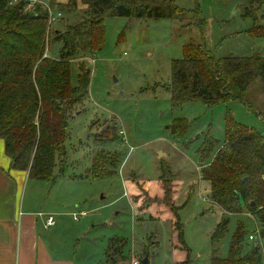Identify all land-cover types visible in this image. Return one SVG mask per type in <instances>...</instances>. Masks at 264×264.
<instances>
[{
	"label": "rangeland",
	"instance_id": "1",
	"mask_svg": "<svg viewBox=\"0 0 264 264\" xmlns=\"http://www.w3.org/2000/svg\"><path fill=\"white\" fill-rule=\"evenodd\" d=\"M18 1L14 0V4ZM27 1L30 9L37 3L45 7L51 2ZM175 2L184 12L171 19L107 18L102 50L79 53L73 58V83L79 73L91 77L87 97L68 110V138L57 160L54 181L31 180L26 184L28 194L29 188L40 186L42 208L65 212L60 215V244L65 243L67 248L60 249L76 247L78 253L74 257L83 264H105L104 253L114 237L121 241L113 245L116 257L110 253L109 264L120 260L123 254L127 259L121 262L126 264L146 256L149 264H176L171 254L170 224L151 218L144 206L149 194L141 190L145 180L157 182L161 163L171 173L165 177L171 176L179 185L173 200L184 225L191 264H210L214 248L216 254L227 256L239 222L244 223L249 234L259 229L252 215L234 214L225 237L213 246L211 234L221 215L210 203L209 185L200 174L215 154L212 152L203 164L200 151L207 136L222 144L228 116L263 136L264 120L241 102L210 106L197 101L173 106L166 89L171 82L173 61L184 57L186 44L205 41L218 58L264 55V37L247 33L255 22L246 15L248 7L256 22L264 24V2ZM66 3L68 0L54 2L53 13L61 15L47 35L46 55L51 58L59 56L62 46L54 37L81 22L87 10L81 1L77 9L59 10ZM197 7L206 20L203 28L195 17ZM248 99L256 112H264L260 83L250 89ZM176 123L179 128L185 124V129L176 128ZM99 136L113 140L103 146L104 150L120 155L122 163L116 176L95 178L91 174L94 156L101 151L94 144ZM158 193L161 195V191ZM83 211L87 215L79 214V219L74 220L72 213Z\"/></svg>",
	"mask_w": 264,
	"mask_h": 264
},
{
	"label": "trees",
	"instance_id": "2",
	"mask_svg": "<svg viewBox=\"0 0 264 264\" xmlns=\"http://www.w3.org/2000/svg\"><path fill=\"white\" fill-rule=\"evenodd\" d=\"M79 1L87 6L85 17L63 33L58 32L54 40L60 41L62 46L59 56L51 58L46 56V45L51 26L49 13L55 12V0L45 7L37 3L31 9L27 0L15 4L14 0H0V140L4 141L5 153L11 158L10 169L28 171L32 181H54L57 160L68 138V110L87 97L91 80L89 74L83 72L77 75L74 84L71 62L79 53L102 50L106 19H171L184 12L175 0H68L59 10L77 9ZM194 13L203 28L206 20L199 7ZM246 15L255 22L247 33L256 38L264 37V24L256 22L248 7ZM257 83L264 94V55L218 58L204 41L184 46V57L173 61L171 82L166 90L171 94L173 106L197 101L210 106L241 102L264 120V112H256L248 99L250 89ZM175 125L179 128V123ZM180 127L185 129V124ZM112 141L102 136L94 141L98 150L101 149L92 161L91 174L95 178L118 173L122 163L120 155L103 147ZM200 152L203 164L212 152L215 154L200 174L209 185L210 203L221 215L211 234L213 246L225 237L234 214L252 215L260 237L258 241L250 240L252 233L239 222L227 256L216 254L217 248H214L210 264H264V136L228 116L222 144L207 136ZM169 174L170 170L161 163L156 183L139 182L144 184L141 190L149 194L144 206L151 218L169 222L174 262L191 264L184 225L173 200L179 185L171 176L165 177ZM150 193L154 198H150ZM118 240V237L110 240L108 258L110 253L116 257L117 251L112 252V249ZM246 240L254 243L247 244ZM120 258L113 264L127 259L124 254ZM139 260L142 262L143 258Z\"/></svg>",
	"mask_w": 264,
	"mask_h": 264
},
{
	"label": "crops",
	"instance_id": "3",
	"mask_svg": "<svg viewBox=\"0 0 264 264\" xmlns=\"http://www.w3.org/2000/svg\"><path fill=\"white\" fill-rule=\"evenodd\" d=\"M10 165L11 158L0 140V264H83L74 257L76 247L60 249L67 248L65 243L60 244V215L65 212L42 208L40 186H31L28 194V172L11 170ZM49 215L56 223L46 228ZM108 247L105 264H109ZM92 252L91 249L90 255Z\"/></svg>",
	"mask_w": 264,
	"mask_h": 264
},
{
	"label": "built area",
	"instance_id": "4",
	"mask_svg": "<svg viewBox=\"0 0 264 264\" xmlns=\"http://www.w3.org/2000/svg\"><path fill=\"white\" fill-rule=\"evenodd\" d=\"M30 2L34 3V2H36V0H30ZM49 14H50L49 15V24L50 25H52L54 22H56L58 20V18L60 17V15H61L60 13H53V12H50ZM79 214L85 216V215H87V212L83 211L81 213H74L73 214V217H74L75 220H78L79 219V216H80ZM55 223H56V221H55L54 216L49 215L48 218H47V222H46L45 227L46 228H50L53 225H55ZM250 240H253V241L260 240L259 230L258 229L256 230L255 233H253L252 235H250ZM131 264H141V261L139 259H135L134 258V260H133V262Z\"/></svg>",
	"mask_w": 264,
	"mask_h": 264
},
{
	"label": "water",
	"instance_id": "5",
	"mask_svg": "<svg viewBox=\"0 0 264 264\" xmlns=\"http://www.w3.org/2000/svg\"><path fill=\"white\" fill-rule=\"evenodd\" d=\"M141 264H149V258H148V256H146L145 258H143Z\"/></svg>",
	"mask_w": 264,
	"mask_h": 264
}]
</instances>
